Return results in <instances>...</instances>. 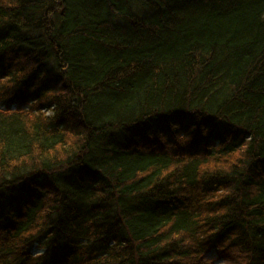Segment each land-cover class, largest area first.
Wrapping results in <instances>:
<instances>
[{"label":"trees","instance_id":"obj_1","mask_svg":"<svg viewBox=\"0 0 264 264\" xmlns=\"http://www.w3.org/2000/svg\"><path fill=\"white\" fill-rule=\"evenodd\" d=\"M0 264H264V0H0Z\"/></svg>","mask_w":264,"mask_h":264}]
</instances>
